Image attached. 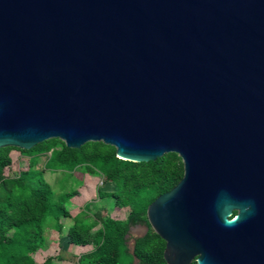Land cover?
I'll return each mask as SVG.
<instances>
[{
	"label": "water",
	"instance_id": "obj_1",
	"mask_svg": "<svg viewBox=\"0 0 264 264\" xmlns=\"http://www.w3.org/2000/svg\"><path fill=\"white\" fill-rule=\"evenodd\" d=\"M54 138L181 158L167 264H264V0H0V148Z\"/></svg>",
	"mask_w": 264,
	"mask_h": 264
},
{
	"label": "trees",
	"instance_id": "obj_2",
	"mask_svg": "<svg viewBox=\"0 0 264 264\" xmlns=\"http://www.w3.org/2000/svg\"><path fill=\"white\" fill-rule=\"evenodd\" d=\"M52 148V163L71 168L82 164L102 174L117 186L114 194L117 203L131 206L126 217L118 220L100 212L89 215L90 204L84 205L74 217V226L68 231L69 241L87 244L91 239L83 233L87 234L96 225L99 229L93 249L79 257L77 264H133V255L138 260L137 264H167L163 258L165 242L150 227L146 210L150 203L171 190L182 178L181 158L175 153H168L154 161L131 162L117 158L115 148L102 142H87L74 149L66 147L56 138L45 140L28 150L0 148V264H50L48 259L41 263L32 260L28 255L29 241L18 243L17 239L20 233L31 230L41 232L42 225L36 224L42 215L47 219L46 227L60 233V220L68 217L64 207L66 199L63 198L59 205H52L50 186L42 172L32 167L14 177L6 176L5 169L11 164L12 149L34 156ZM136 224L148 226V231L143 237L135 239L132 255L126 235L129 228ZM17 226L22 227V231L13 239L8 238L7 234ZM191 264L197 263L192 261Z\"/></svg>",
	"mask_w": 264,
	"mask_h": 264
},
{
	"label": "rangeland",
	"instance_id": "obj_3",
	"mask_svg": "<svg viewBox=\"0 0 264 264\" xmlns=\"http://www.w3.org/2000/svg\"><path fill=\"white\" fill-rule=\"evenodd\" d=\"M53 151L54 148L42 154L29 156L19 150L12 149L10 151L11 164L5 169V175L14 177L30 167L42 172L45 182L51 188L52 205H59L63 198L66 199L64 207L68 217L60 220L61 232L57 233L46 227L47 219L42 215L36 224L37 226L42 225L41 232L31 230L22 234L20 233L22 227L17 226V228L11 229L7 236L13 239L15 234L20 233V237L17 239L18 243L28 240V255L36 263L48 259L50 264H77L79 257L93 249L94 240L97 238L96 232L99 229V225H96L87 234L83 233V236H89L91 239V242L87 244L69 241L68 231L74 226V217L82 210L84 205L86 203L90 204L89 215L100 212L103 216L108 215L118 220L126 217L131 210V206L117 203L114 194L118 189L114 181L87 169L82 164L73 168L55 165L52 163ZM142 231L141 228L136 229L129 235V238H131L128 241L129 247H131L132 238L141 234Z\"/></svg>",
	"mask_w": 264,
	"mask_h": 264
},
{
	"label": "flooded vegetation",
	"instance_id": "obj_4",
	"mask_svg": "<svg viewBox=\"0 0 264 264\" xmlns=\"http://www.w3.org/2000/svg\"><path fill=\"white\" fill-rule=\"evenodd\" d=\"M136 225H142V224H136ZM136 225H134V226H136ZM134 238V237H133ZM132 238V239H133ZM131 238H129V236L127 237V243H128V241L130 240Z\"/></svg>",
	"mask_w": 264,
	"mask_h": 264
}]
</instances>
